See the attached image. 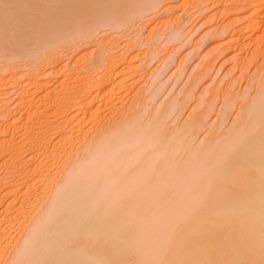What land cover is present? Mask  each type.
Masks as SVG:
<instances>
[{
    "label": "bare ground",
    "instance_id": "obj_1",
    "mask_svg": "<svg viewBox=\"0 0 264 264\" xmlns=\"http://www.w3.org/2000/svg\"><path fill=\"white\" fill-rule=\"evenodd\" d=\"M211 2H235L247 29L264 27V0ZM157 3L0 0L4 47L27 42L0 52V264H264V81L233 128L181 163L188 141L157 143L159 122L119 121L122 107L106 118L123 94L113 92L139 75L133 55L115 52L113 39L98 41L91 62L77 52Z\"/></svg>",
    "mask_w": 264,
    "mask_h": 264
},
{
    "label": "rangeland",
    "instance_id": "obj_2",
    "mask_svg": "<svg viewBox=\"0 0 264 264\" xmlns=\"http://www.w3.org/2000/svg\"><path fill=\"white\" fill-rule=\"evenodd\" d=\"M181 1L159 0L160 3H157L158 5L153 11L154 13L149 12L150 14L146 13L139 19H133L126 27L119 29L107 28L108 31L104 28L103 30L99 29L97 31L98 35L96 34L94 40H85V43L81 41L80 47L79 45L77 47V52L79 50L82 52L83 50V52H88V55L90 52V58L89 56L86 57H88L87 61L91 62L93 58L94 60L97 58L99 49L101 50L99 52L100 55L103 52V43L101 44L98 41L113 39L112 42L116 46L114 51L117 50L115 52H119L121 48L123 49L121 51H124L125 48L128 51V56L131 57L133 55L130 64L136 65L138 67L137 70H139L138 74L141 75L139 77L135 73L131 77L137 81H134V79L129 80L130 78L127 79L128 82H125L128 85L125 83L126 86L123 88L118 87L119 92L114 89L115 92L113 93L115 95L119 93L121 96L123 93L122 99H119L121 101H115V106H113L112 110L110 109L111 111L109 114L107 113L106 118H112L115 121L119 116L127 118L126 115L130 116L132 114L129 119L137 121L134 124H137L141 120L138 125L140 124L147 129L149 126V128H152L156 124L155 122H159L160 124L157 123V125H160L162 130L160 135L162 133L163 135L158 138L157 143L166 139L163 143L170 141L166 144V146H169L183 144V142L188 141L189 146H186L188 150H184V153H181L179 157L177 156L176 161L182 163L188 158L189 149L196 150L206 145L214 137L226 134L233 128L234 120L238 121L239 115L247 111L243 109H246L247 105H250L257 98L258 93L256 92L259 91L257 90L259 89L258 86L259 84L261 86L264 81V27L259 28L258 32L256 27L247 29L246 24L241 21V17L244 14L249 15V13L247 11L237 12L236 8L239 10L241 6L238 4V7L235 2L228 4L231 8L228 5L226 6L225 3H222L220 7L216 5V8L215 5L213 6L212 0H209V2L207 0H186V4H184L185 0L182 1L183 3ZM223 6L225 7L223 8ZM170 7L172 10L166 9ZM228 7L231 11L234 8L235 13H232L234 15L227 13V16L225 14V12L229 11ZM261 14L264 17V11ZM248 18H251V16ZM175 20L176 25L173 22ZM181 23L182 25H180ZM177 27L180 28L178 32L175 31ZM24 30L23 28L22 32ZM19 32H15L16 35L19 36L21 34ZM23 39H25V36ZM4 40H0V47H4ZM2 41L4 42L1 45ZM17 41L14 44V40L10 41L8 39L7 45H5L7 48H0L1 54L5 50L8 51L10 42H13V44L11 43L12 46L27 44L24 40ZM97 43H99V46H97ZM22 48L24 49L25 47L22 46ZM23 49L20 51H23ZM129 49H132V51L129 52ZM12 51L6 53H11ZM68 51L70 50H67L66 54H62L64 56L61 55L64 59H68L65 58L69 56ZM13 71L7 70V72ZM7 72H4L5 76L8 75ZM157 76H159V80ZM152 78H157L154 81L155 83ZM131 81H134V83ZM140 90L143 91L140 92ZM150 97L153 98L149 100ZM174 100L181 102L179 103L181 105L167 112L166 108L171 103H174ZM122 102H124L123 105ZM119 103L121 104L119 105ZM136 103L139 105H137V108L134 105ZM147 103L150 105L148 106ZM6 105L1 104V107L4 106L9 109L10 104ZM121 107V112L123 111V113L118 116L116 111ZM139 108L142 109L138 110ZM137 111L141 112L140 116ZM124 113L126 114L124 115ZM113 116H117V118ZM243 116L242 114V120ZM122 117L119 118V121H121ZM134 117L136 118L134 119ZM245 120L248 121V118ZM119 121H116V123ZM112 123L114 124L112 120H109L105 127H110ZM3 135L6 137V134L3 133ZM177 136H180V138ZM0 137L3 136L0 134ZM5 153L2 154V159L8 154ZM198 159L194 160L192 164L200 162H197ZM2 168L0 167L1 170ZM3 171L6 172L5 169ZM16 234L13 233L12 237L13 239L14 237L17 239V241H13L17 245L20 233L19 235ZM12 246L13 244L10 248ZM1 255L0 263L3 262Z\"/></svg>",
    "mask_w": 264,
    "mask_h": 264
}]
</instances>
